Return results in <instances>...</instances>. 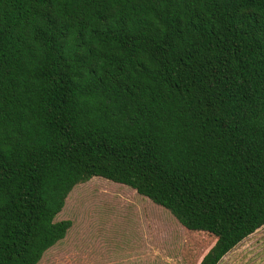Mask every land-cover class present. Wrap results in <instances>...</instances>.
Returning <instances> with one entry per match:
<instances>
[{"label": "trees", "instance_id": "16d2710c", "mask_svg": "<svg viewBox=\"0 0 264 264\" xmlns=\"http://www.w3.org/2000/svg\"><path fill=\"white\" fill-rule=\"evenodd\" d=\"M93 177L211 235L198 264L264 227V0H0V264Z\"/></svg>", "mask_w": 264, "mask_h": 264}, {"label": "rangeland", "instance_id": "374dc122", "mask_svg": "<svg viewBox=\"0 0 264 264\" xmlns=\"http://www.w3.org/2000/svg\"><path fill=\"white\" fill-rule=\"evenodd\" d=\"M62 220L72 228L39 264H198L214 242L134 189L101 177L73 189L56 217ZM263 257L264 227L220 264H262Z\"/></svg>", "mask_w": 264, "mask_h": 264}, {"label": "crops", "instance_id": "0c3cea01", "mask_svg": "<svg viewBox=\"0 0 264 264\" xmlns=\"http://www.w3.org/2000/svg\"><path fill=\"white\" fill-rule=\"evenodd\" d=\"M262 264H264V257H263V262H262Z\"/></svg>", "mask_w": 264, "mask_h": 264}]
</instances>
